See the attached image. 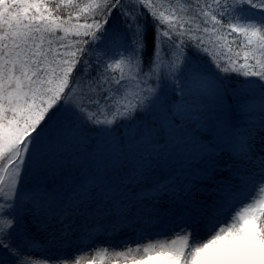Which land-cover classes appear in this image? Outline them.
Returning <instances> with one entry per match:
<instances>
[{"label": "snow or ice", "instance_id": "6c2138e0", "mask_svg": "<svg viewBox=\"0 0 264 264\" xmlns=\"http://www.w3.org/2000/svg\"><path fill=\"white\" fill-rule=\"evenodd\" d=\"M37 243L264 264V0H0V264Z\"/></svg>", "mask_w": 264, "mask_h": 264}, {"label": "rangeland", "instance_id": "374dc122", "mask_svg": "<svg viewBox=\"0 0 264 264\" xmlns=\"http://www.w3.org/2000/svg\"><path fill=\"white\" fill-rule=\"evenodd\" d=\"M146 27H148V29L152 27V21L150 18L148 19ZM234 79H240V78L235 77ZM95 131H96L95 128L90 129L89 134H94ZM117 239H119V237H117ZM83 243L91 244L92 241L86 239L83 241ZM121 250H126V249H119V248L117 249V251H121ZM92 255H94V252L93 253H87V252L81 253V256L83 257L81 260V264H88V261L92 258ZM45 256H52L54 258V250L37 243V245L31 250V255H30L31 264H47V262L44 259H42V257H45ZM106 256L113 257L111 264H123L122 258L115 257L114 253L112 252L106 253Z\"/></svg>", "mask_w": 264, "mask_h": 264}, {"label": "trees", "instance_id": "16d2710c", "mask_svg": "<svg viewBox=\"0 0 264 264\" xmlns=\"http://www.w3.org/2000/svg\"><path fill=\"white\" fill-rule=\"evenodd\" d=\"M153 29L152 27L148 29L147 27V33H146V41H147V45H148V51L145 53V59L148 58V56H150L151 51H152V42H153Z\"/></svg>", "mask_w": 264, "mask_h": 264}]
</instances>
